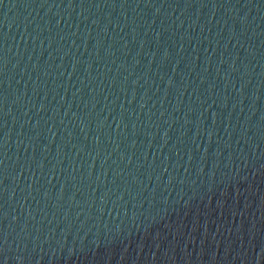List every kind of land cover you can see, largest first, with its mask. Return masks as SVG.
<instances>
[{
	"label": "water",
	"instance_id": "95a60500",
	"mask_svg": "<svg viewBox=\"0 0 264 264\" xmlns=\"http://www.w3.org/2000/svg\"><path fill=\"white\" fill-rule=\"evenodd\" d=\"M0 264H264V0H0Z\"/></svg>",
	"mask_w": 264,
	"mask_h": 264
}]
</instances>
